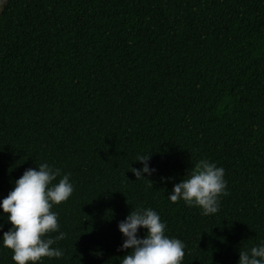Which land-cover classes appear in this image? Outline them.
I'll list each match as a JSON object with an SVG mask.
<instances>
[{"label":"trees","instance_id":"trees-1","mask_svg":"<svg viewBox=\"0 0 264 264\" xmlns=\"http://www.w3.org/2000/svg\"><path fill=\"white\" fill-rule=\"evenodd\" d=\"M202 159L227 181L210 216L167 195ZM42 162L74 185L51 209L63 256L43 264H120L137 207L185 243L182 264H237L264 240V0H5L0 198Z\"/></svg>","mask_w":264,"mask_h":264},{"label":"clouds","instance_id":"clouds-1","mask_svg":"<svg viewBox=\"0 0 264 264\" xmlns=\"http://www.w3.org/2000/svg\"><path fill=\"white\" fill-rule=\"evenodd\" d=\"M141 168L130 167L136 179L151 176L156 169L150 165V155H137L134 159ZM225 170L215 162L200 160L194 169L172 186L168 199L172 203L182 200L188 207H197L201 215L210 216L219 211L220 197L226 196ZM60 177L57 181V178ZM161 177V180H167ZM149 180V179H148ZM54 181H57L53 183ZM150 181V180H149ZM74 191L70 173L47 162L29 167L15 179L12 189L0 198V209L10 222L7 231L0 235V246L12 251L15 264H43V258L59 259L63 250L52 247L65 238L59 231L58 214L51 209L67 201ZM123 236L120 249H128L120 264H182L185 243L176 237L166 235V224L152 208L137 207L118 222ZM3 225H0V229ZM140 229L144 235L140 236ZM51 233H58L51 236ZM237 264H264V240L247 250L239 251Z\"/></svg>","mask_w":264,"mask_h":264},{"label":"rangeland","instance_id":"rangeland-1","mask_svg":"<svg viewBox=\"0 0 264 264\" xmlns=\"http://www.w3.org/2000/svg\"><path fill=\"white\" fill-rule=\"evenodd\" d=\"M4 2H5V0H0V12H1L2 8H3Z\"/></svg>","mask_w":264,"mask_h":264}]
</instances>
